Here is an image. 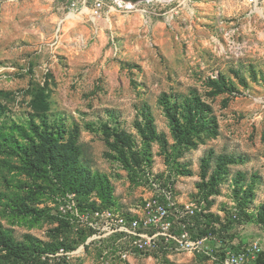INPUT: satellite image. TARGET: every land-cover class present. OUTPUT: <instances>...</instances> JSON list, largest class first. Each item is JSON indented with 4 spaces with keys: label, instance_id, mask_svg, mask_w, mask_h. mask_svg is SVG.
<instances>
[{
    "label": "rangeland",
    "instance_id": "1",
    "mask_svg": "<svg viewBox=\"0 0 264 264\" xmlns=\"http://www.w3.org/2000/svg\"><path fill=\"white\" fill-rule=\"evenodd\" d=\"M115 1L97 16L92 0H0V229L17 243L32 237L72 248L14 262L0 243V264H218L201 254L131 249L102 219L80 213L75 194L61 193L4 148L3 133L24 141L10 127L29 124L32 94L44 86L50 104L45 121L65 140L85 144L86 165L111 181L112 209H136L156 192L147 175L113 157L106 128L126 131L139 155L148 149L152 177L172 183L179 205L204 189L208 213L227 225L243 219L244 243L259 239L264 246V0L257 6L244 0ZM221 76L229 89L214 94L211 80ZM164 93L181 99L199 94L218 119L219 136L175 158L159 104ZM145 113L166 147L159 140L144 145L139 126ZM219 155L236 163L214 182ZM83 200L102 203L96 192ZM23 204L44 216L14 209Z\"/></svg>",
    "mask_w": 264,
    "mask_h": 264
},
{
    "label": "trees",
    "instance_id": "2",
    "mask_svg": "<svg viewBox=\"0 0 264 264\" xmlns=\"http://www.w3.org/2000/svg\"><path fill=\"white\" fill-rule=\"evenodd\" d=\"M142 1V0H126ZM214 86V94L224 93L229 89L226 79L221 76L219 79L211 80ZM170 97L164 93L159 104L163 107L166 118L169 121L171 132L175 143L174 157H178L183 151L195 149L206 138H217L220 134L219 123L213 109L199 94L194 93L192 96L179 98L177 95ZM32 109V118L27 126L13 123L10 128L19 132V136L24 139L20 141L14 135L3 133L5 139L4 148H11L18 156H21L29 170L37 177L55 183L61 193L69 196L75 194V199L80 213H93L96 210L110 209L114 206V195L111 181L106 174L93 172L87 164V152L85 144L80 143L77 139H64L63 131L60 128L54 129L45 121V114L50 109L48 92L46 87L37 88L32 94L30 101ZM36 117L41 119L37 123ZM144 124L139 126L140 132L146 148L159 140L163 146L168 142L165 135L158 133L154 118L145 113ZM106 140L111 148L116 151L114 158L123 163L124 168L129 169L132 173L152 174L150 155L148 149H143L142 155L136 153L133 140L124 130L105 129ZM11 140V141H10ZM139 156H141L139 158ZM173 157L169 155V159ZM144 160L147 162L145 163ZM236 163L235 157L219 155L218 166L212 181L220 179V175L227 173L228 166ZM208 166V161L204 163ZM189 174L188 171H186ZM96 192L102 200L101 204L92 201L87 204L83 197H88ZM207 193L203 189V195L199 198L209 202ZM248 196H239L242 202ZM16 211L26 214H37L38 217L44 216V211L29 205L23 204L21 207L14 208ZM203 225L200 223L191 227L195 235H206L209 233L216 234L227 240V247H237L244 244L240 236L239 229L244 225V220L223 224L217 217L211 213L204 216ZM94 231V230H93ZM95 232V231H94ZM0 243L5 247L7 254L14 258V262H28L36 255L56 254L61 249L69 251L71 246L65 243L43 242L30 237L27 244L17 243L10 236L2 233L0 229ZM258 261L264 263V254H261Z\"/></svg>",
    "mask_w": 264,
    "mask_h": 264
},
{
    "label": "built area",
    "instance_id": "3",
    "mask_svg": "<svg viewBox=\"0 0 264 264\" xmlns=\"http://www.w3.org/2000/svg\"><path fill=\"white\" fill-rule=\"evenodd\" d=\"M108 1L92 0L93 14L102 15L103 9L109 6ZM122 2L126 3V0ZM244 2L257 6L261 0ZM87 3L88 0H84V5ZM71 5L78 8L76 1H72ZM152 176L148 175L147 185L156 193L145 198L136 209L128 212L112 208L96 210L92 217L102 219L110 235L121 241L127 240L131 249L141 252L177 251L205 255L218 264H264L258 261L259 256L264 254V246L259 239L242 246L227 247V240L216 234L195 235L191 227L200 221V225H203L204 216L208 213L205 208L207 202L198 198L179 205L174 197L172 183L164 185ZM76 213L78 216L83 215L78 211Z\"/></svg>",
    "mask_w": 264,
    "mask_h": 264
}]
</instances>
